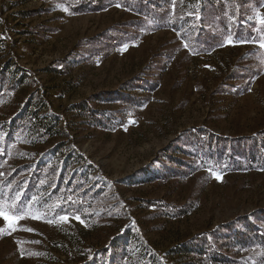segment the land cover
<instances>
[{
	"label": "rangeland",
	"instance_id": "1",
	"mask_svg": "<svg viewBox=\"0 0 264 264\" xmlns=\"http://www.w3.org/2000/svg\"><path fill=\"white\" fill-rule=\"evenodd\" d=\"M99 6L0 0V130L25 109L58 121L0 145V179L44 163L93 195L87 221L0 199V264H86L122 238L160 264H264V0L202 52Z\"/></svg>",
	"mask_w": 264,
	"mask_h": 264
},
{
	"label": "trees",
	"instance_id": "2",
	"mask_svg": "<svg viewBox=\"0 0 264 264\" xmlns=\"http://www.w3.org/2000/svg\"><path fill=\"white\" fill-rule=\"evenodd\" d=\"M54 1L67 7H73L79 12L86 9L95 10L104 2L119 4L123 8L152 20L158 27L172 28L190 45L196 46L197 51L202 52L213 45V39L207 41L209 37L218 35L228 37L230 32H234L236 24L248 16L250 7L256 6L258 0H164L162 4L156 0ZM213 30L216 34L211 35L210 32ZM57 122L56 118L39 117L37 110L25 109L13 120L8 132L4 129L0 130V145L4 152L1 156L7 152L8 145L14 147L15 145L35 144L54 135ZM2 133L5 135L3 139H1ZM228 142L225 139L217 142L209 140L205 148L209 152L211 149H221L227 152ZM213 145L215 148H212ZM7 154L5 156L11 153ZM29 155L30 153L26 151L21 157ZM25 168L27 167L13 170L6 181L0 179L1 200L8 196L10 204H15L16 207L23 208L25 211H44L54 217L73 214L80 217L82 221H87L86 219L90 216L88 207L90 208L93 202V195L86 191L82 193L80 189L76 190L75 186L71 187L70 184L65 185L62 172L52 184L50 176H52L53 169L44 163H36L32 167L30 177L20 179L16 187L15 180ZM136 249L135 243L131 240L118 239L109 249L102 252L100 260L93 259L86 264H160L155 255Z\"/></svg>",
	"mask_w": 264,
	"mask_h": 264
},
{
	"label": "snow or ice",
	"instance_id": "3",
	"mask_svg": "<svg viewBox=\"0 0 264 264\" xmlns=\"http://www.w3.org/2000/svg\"><path fill=\"white\" fill-rule=\"evenodd\" d=\"M261 47H264V44H261L260 45ZM0 216H4V218L7 220L8 219V216L7 215H5V213H4V210L3 209H0ZM78 219V218H77Z\"/></svg>",
	"mask_w": 264,
	"mask_h": 264
}]
</instances>
